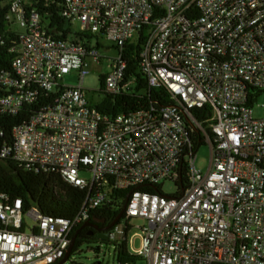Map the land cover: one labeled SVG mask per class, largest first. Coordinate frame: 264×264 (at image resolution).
Instances as JSON below:
<instances>
[{"label": "built area", "instance_id": "2783aa9c", "mask_svg": "<svg viewBox=\"0 0 264 264\" xmlns=\"http://www.w3.org/2000/svg\"><path fill=\"white\" fill-rule=\"evenodd\" d=\"M32 1H1L15 38L14 74L0 71V113L43 106L13 127L0 159L86 196L66 219L0 194V264L58 263L74 228L102 206L117 210L113 193L126 190L125 217L109 240L127 233L130 255L147 264H264V115L253 117L264 92V0H67L65 29L102 36L117 51L103 78L111 95L126 91L123 47L149 27L141 71L173 104L116 116L97 109L84 88L92 64L106 58L101 50L70 34L57 38ZM72 73L77 85H65ZM206 106L210 119L198 121L191 111ZM193 128L213 135L205 173L195 168ZM167 181L176 194L141 190Z\"/></svg>", "mask_w": 264, "mask_h": 264}, {"label": "trees", "instance_id": "16d2710c", "mask_svg": "<svg viewBox=\"0 0 264 264\" xmlns=\"http://www.w3.org/2000/svg\"><path fill=\"white\" fill-rule=\"evenodd\" d=\"M1 1L0 71L13 75L12 60L14 55L10 52V49L15 34L5 18ZM66 2L67 0L32 1L34 8L38 9L42 14L49 16L52 22L49 26L50 32L57 38L63 39L67 38L70 34V31L65 29V22L60 17ZM148 30L149 27H144L136 42H128L123 47L122 60L126 63V71L121 86L125 87V92L121 90L117 95L106 93L103 76H101V89L105 94V98L100 103L95 104V106L104 114L116 116L150 107L158 108L173 104L167 91L162 87H150L145 75L141 71V51L143 50ZM6 93V89L0 84V97L6 95ZM42 106L43 102H38L35 105L23 108L20 113L14 116L0 113V149L4 142L11 140L13 127L28 121L33 113L37 112ZM191 112L198 121L210 119L211 116V110L207 106L201 109H193ZM192 130L195 134V149L206 144L207 136L213 142V135L209 129H205L207 135L197 128H193ZM181 183L183 189H186L187 180L182 178ZM141 190L147 191L150 194H163L160 188L155 190L152 187H143ZM129 193L130 190L115 191L113 199L117 201L115 204L117 210H112L111 205L102 206L90 213L88 221L100 229L109 226L122 211ZM0 194H8L14 199L21 198L26 209L35 206L44 215L66 219L72 218L79 211L86 196L85 192L66 185L57 176L45 175L37 171H27L17 167L11 161H4L2 159H0ZM124 217L123 215L121 220ZM85 223L74 228L71 233L70 238L72 239L79 230L68 259L84 244L109 242L114 245L119 264H135L139 260L140 257L132 256L128 252L127 233L125 234V239H122L120 242H111L109 239L98 238L96 235L100 234V232L97 230L95 232V229L91 227L82 228ZM112 229L108 230V232ZM91 231H93V235H91Z\"/></svg>", "mask_w": 264, "mask_h": 264}, {"label": "rangeland", "instance_id": "374dc122", "mask_svg": "<svg viewBox=\"0 0 264 264\" xmlns=\"http://www.w3.org/2000/svg\"><path fill=\"white\" fill-rule=\"evenodd\" d=\"M32 1V0H31ZM80 44L86 45L91 49H100L106 58H102L100 64H92L91 73L84 79V88L90 100L94 103H100L105 94L101 89V76L110 71L112 59L117 56V51L113 47V43L102 36L96 35H82L77 27H72L68 37ZM136 42V41H134ZM63 83L69 86H75L78 83L76 73H72L64 77ZM264 115V92L257 96L253 102V117L261 119ZM210 160V146L209 144L201 145L197 149L195 168L197 171L205 173L208 169ZM83 178L90 179V174H84ZM165 195H174L178 192V185L175 182L167 181L161 188ZM139 221H133L137 224ZM139 241L134 240L130 248L137 249ZM63 264H119L117 261L114 245L111 243H91L84 244ZM135 264H147V260L139 258Z\"/></svg>", "mask_w": 264, "mask_h": 264}, {"label": "water", "instance_id": "95a60500", "mask_svg": "<svg viewBox=\"0 0 264 264\" xmlns=\"http://www.w3.org/2000/svg\"><path fill=\"white\" fill-rule=\"evenodd\" d=\"M152 188H154L155 190L157 189V188L154 187V186H152ZM125 208H126V204H125L124 207L122 208V211H121L120 214L117 216V218H116V219H115V220H114L109 226H107L106 228L100 229V228H98V226L91 224L89 221L86 222V223L82 226V228L87 227V226H88V227H91V228L97 230L98 232H100V234H97V235H96L98 238L108 240V239H109V232H108V230H110L111 228H113V227H114V226H115V225L121 220L122 216L124 215ZM78 232H79V230L76 232V234H75V235L73 236V238L71 239L70 246H69V248L67 249L64 258H63L61 261H59L58 263H56V264H63V263H65V262L67 261L69 255H70V253H71V251H72V249H73V246H74L75 240H76V238H77V234H78Z\"/></svg>", "mask_w": 264, "mask_h": 264}, {"label": "flooded vegetation", "instance_id": "af4514ba", "mask_svg": "<svg viewBox=\"0 0 264 264\" xmlns=\"http://www.w3.org/2000/svg\"><path fill=\"white\" fill-rule=\"evenodd\" d=\"M94 231H95V232H97L96 230H94ZM91 232H92V234H91V235H93V231H91ZM91 232H90V233H91Z\"/></svg>", "mask_w": 264, "mask_h": 264}, {"label": "crops", "instance_id": "0c3cea01", "mask_svg": "<svg viewBox=\"0 0 264 264\" xmlns=\"http://www.w3.org/2000/svg\"><path fill=\"white\" fill-rule=\"evenodd\" d=\"M102 76H103V78H104L105 74H104V75H102Z\"/></svg>", "mask_w": 264, "mask_h": 264}]
</instances>
